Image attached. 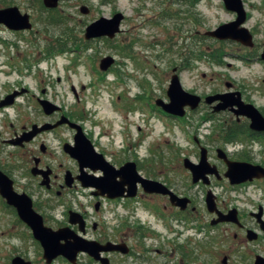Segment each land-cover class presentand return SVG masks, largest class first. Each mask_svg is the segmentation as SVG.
<instances>
[{
  "label": "rangeland",
  "instance_id": "374dc122",
  "mask_svg": "<svg viewBox=\"0 0 264 264\" xmlns=\"http://www.w3.org/2000/svg\"><path fill=\"white\" fill-rule=\"evenodd\" d=\"M244 3L248 13L245 26L255 34L258 46L263 47L264 0H244ZM83 5L90 9L89 14L81 13ZM116 12H122L127 21L123 22L122 33L114 41L104 38L85 40V29L89 24L101 17L111 18ZM60 18L65 20L61 24L60 36L68 28L78 44L69 45L68 51L71 52L57 53L60 56L57 59L37 64V57L44 55L46 48L49 54L57 51V46L53 50L52 42L50 44L51 35H48V41L40 37L38 45L33 43V38L28 44L17 42L13 47L0 46V62H14L13 66L0 68V77H21L25 83L30 79L23 77L22 73H30L37 80L43 76L47 79L60 77L62 82L58 91L65 107L87 113L103 144L113 145L116 155L123 160L138 157L142 173H157L155 162L169 158L175 162L171 172L176 180L188 183L183 160L199 161L195 138L204 142L210 132L215 136L219 128L217 120L205 123L206 105L196 111L188 109L181 119L165 115L157 106L159 99L169 102L167 91L175 68H178L181 84L188 92L206 97L239 91L246 102L264 110L261 51L254 54L250 48L237 42L219 41L205 35L207 31L235 21L236 14L225 8L223 0H71L60 4ZM3 37L14 38L8 34ZM76 48L83 50L75 51ZM17 53L27 55L28 64L22 63ZM106 56H113L118 62L114 65L115 72L110 74L109 70L100 69L101 60ZM73 88L80 96L79 103ZM219 116L230 120L226 114L220 113ZM219 130L222 137L223 127ZM123 133L129 137L128 145ZM220 146L223 148L224 145L221 143ZM242 148L251 150L247 155L254 163L262 162L263 144L248 142L245 147L240 145ZM216 165L226 172V166L217 157ZM191 193L197 210L188 219L176 221L174 225L182 233L178 242L195 247V241L200 240L197 228L202 221L204 193L195 187ZM216 194L220 204L226 206L245 207L248 201L264 205V184L232 187L229 180L224 179L218 182ZM79 199L91 216L93 207L89 196ZM156 211L152 205L150 208L141 206L137 215L147 225L160 227L166 232ZM111 219L108 220L107 212L104 220ZM118 224L115 219L113 226ZM234 231L229 226L221 227L220 233L230 237L221 238L216 254L218 264L225 256H229L230 264H250L252 253L264 257V240L258 243L235 242ZM17 255L26 257L32 264H46L39 243L30 237L24 226L15 222L10 211L0 210V264H11ZM53 264L70 263L66 259H57ZM80 264L94 262L82 257Z\"/></svg>",
  "mask_w": 264,
  "mask_h": 264
},
{
  "label": "flooded vegetation",
  "instance_id": "af4514ba",
  "mask_svg": "<svg viewBox=\"0 0 264 264\" xmlns=\"http://www.w3.org/2000/svg\"><path fill=\"white\" fill-rule=\"evenodd\" d=\"M63 3L65 2L59 3L54 9H49L45 6L44 0H0V10L17 7L22 14L30 16V22L33 25L31 30L20 31L0 25V46L13 47L17 42L28 44L32 43L33 38L35 39L33 43L38 45L41 41L40 37H45L46 41H48V35L57 34L59 37L60 4ZM49 15H57L56 24L52 22V25H49ZM124 21H127L126 17ZM251 33L254 36V46L250 48V52L258 54V51H261V58L264 46H258L255 34ZM4 34L12 35L14 38L10 40L3 37ZM56 46L53 45V50ZM82 50L75 49L80 52ZM60 52L58 49L49 54L46 48V53L39 55L36 63L52 58L57 59L60 57ZM17 56L22 63L28 64L27 55L17 53ZM117 63L116 60L114 65ZM13 64V61H3L0 62V68L13 66ZM114 69L115 66L110 68L108 74L115 72ZM21 75L29 78L30 82L25 83L21 77L20 79L11 76H5L4 79L0 77V171L12 182L13 189L18 195L27 196L31 200L34 211L42 216L46 227L53 230L69 227L87 240L96 241L101 245L113 243L125 244L128 247L127 254L102 253V258L108 259L107 264H218L216 254L219 252L221 238L230 237L226 233H220L223 226L236 230L232 235L235 242L258 243L264 240V205L262 203L248 201L245 207L226 206L220 204L216 194L218 182L224 179L228 181L225 177L226 172L216 165L217 157L227 169L226 162L219 157L220 149L224 151L228 160L249 162L264 167V158L261 163H254L247 155L251 150L240 149V145L245 147L248 142H259L264 145V131L252 130L249 118L237 117L231 110L222 111L223 113L216 112L215 104H202L206 105L205 123L217 120L216 126L219 128L215 136L210 132L204 142L196 137L195 143L200 154L202 148L207 150L208 160L212 165L210 169L214 171L206 174L205 180L194 183L192 173L185 168L188 183L184 184L178 182L171 172L175 162L169 158H160L155 162L157 173H142L138 157L123 160L116 155L113 145H104L93 129L92 121L87 113L65 107L58 91L62 82L60 77L47 79L43 76L37 80L30 73ZM72 90L79 103L81 101L79 94L74 88ZM45 102L48 103L47 107ZM159 111L162 112L160 109ZM260 111L264 115V110L260 109ZM163 113L166 115L165 112ZM220 113L228 115L230 120L220 118ZM221 122L223 123L220 126ZM220 127L224 130L222 137ZM123 135L128 145L129 137L127 133ZM221 143L224 145L223 148L220 146ZM103 159L115 169L114 173ZM193 162L199 163V161ZM128 163L136 164L141 178L159 183L179 198L186 199L184 205L173 203L170 194L149 193L141 181L129 180L127 176L117 174L116 171L121 170ZM88 183L91 186L87 187ZM260 184H264V178L238 185L230 183L232 187ZM193 187L204 193V204L201 205L203 207L202 221L197 228L200 240L195 241V247L178 242L182 233L178 232L174 225L176 221L188 219L191 213L197 210L191 193ZM81 196H89V203L93 207L91 216L81 203L79 199ZM209 196L213 204L211 206L207 202ZM21 201L25 203V200ZM151 205L157 210L156 215L161 216V223L166 232L160 227L147 225L138 217L139 207L150 208ZM0 210L10 211L15 222L24 226L30 237L34 238L31 228L20 219L17 208L8 204L1 193ZM233 210L237 211L238 222H217ZM73 212L83 216L86 222L84 232L81 231L79 224L71 223ZM107 212L108 220L112 217L111 221L104 220ZM118 215L121 216L117 217ZM115 219L119 224L113 226ZM249 236H253L254 239H250ZM40 248L43 253L41 245ZM252 255L250 264H254L256 257L261 256L258 253H252ZM17 256L28 260L22 255ZM82 257H86L94 264H103L84 252L78 255L76 264H80ZM224 259H226L225 262ZM230 263L229 256H225L221 261V264Z\"/></svg>",
  "mask_w": 264,
  "mask_h": 264
},
{
  "label": "water",
  "instance_id": "95a60500",
  "mask_svg": "<svg viewBox=\"0 0 264 264\" xmlns=\"http://www.w3.org/2000/svg\"><path fill=\"white\" fill-rule=\"evenodd\" d=\"M67 1L70 0H44V4L47 8L54 9L59 3ZM223 3L228 11L236 14L235 21L222 24L215 30L207 31L205 35L216 40L232 41L246 47H253L254 36L245 26L248 20V14L244 1L223 0ZM80 11L84 15L90 13V9L85 5L81 6ZM124 20L125 16L121 12L114 14L111 18L101 17L86 27L85 39L87 41L99 38L113 40L122 32L121 27ZM0 25H6L9 29L17 31L31 30L33 28V25L30 22V16L28 14H22L17 7L0 10ZM261 59L264 61V53L261 55ZM114 63L115 58L113 56H106L101 60L100 69L102 71H108ZM174 72L167 91L169 103H166L161 99L157 100V106L161 107L167 114L183 118L187 114V109L195 111L202 103L208 105L215 104L214 110L216 112L231 110L237 117L244 116L249 118L252 130L257 132L264 131V115L254 104L246 103L239 91L217 93L203 99L197 94L186 91L181 84L177 69H174ZM228 88H230L229 85ZM44 104L45 107H47L48 103L45 102ZM219 154V157L227 164L225 177L232 185L264 178V167L261 165L228 160L226 154L221 149ZM104 162L107 166L113 169L114 173L115 169L105 160ZM184 167L192 173L194 183L205 180L206 174L213 173L214 171L213 169H210L212 165L208 160L207 150L205 148L201 149V156L198 164L192 162L189 158H185ZM116 172L117 174L127 176L129 180L134 179L135 181H141L149 193L170 194L171 200L173 203H176V205H184L185 203L186 199L179 198L159 183L141 178L138 175V169L135 163H128L123 166L121 170ZM216 173H218L217 170ZM86 186L89 187L91 184L88 183ZM0 193L5 199H7L8 204L17 208L20 219L31 228L35 240L40 243L43 249V259L46 264H52L59 257H64L71 264H76L78 261V255L82 252L89 254L103 264H107L108 259L102 258V253L120 252L122 254H127L129 252L128 247L125 244L108 243L106 245H101L96 241L87 240L69 227L59 230H53L52 228L46 227L42 216L34 211L31 200L27 196L18 195L13 189L12 182L1 171ZM21 200H25V203ZM207 202L209 206L213 205L210 196L208 197ZM70 220L74 225L79 224L82 232L85 231L86 222L81 214L76 212L71 213ZM225 221L238 222L237 211H231L229 215L217 222ZM249 238L254 239L253 236H249ZM225 261L226 259H224V262ZM12 264H32V262L25 260L21 256H16L12 259ZM254 264H264V257L257 256Z\"/></svg>",
  "mask_w": 264,
  "mask_h": 264
},
{
  "label": "trees",
  "instance_id": "16d2710c",
  "mask_svg": "<svg viewBox=\"0 0 264 264\" xmlns=\"http://www.w3.org/2000/svg\"><path fill=\"white\" fill-rule=\"evenodd\" d=\"M49 17H50V20H49V25H52L51 23L53 22V23H57V15H49ZM63 23H65V20H63L62 18H60V28H61V24H63ZM54 26V25H53ZM55 26H57V25H55ZM69 31H71V30H69L68 28H66L63 32H61L62 33V35L61 36H59L58 37V35L57 34H52L51 36H52V38L50 39V44H51V42H52V44L51 45H57V48L55 49V50H58V49H61L60 51L62 52V51H67L68 49H70L69 48V45L70 44H75V45H78L77 44V42L73 39V37H72V32L70 33ZM60 38V39H59ZM61 41H63V42H61ZM49 44V45H50ZM48 45V46H49ZM60 45L62 46L61 48H60ZM213 56V55H212ZM202 57V56H201ZM214 58H216V56H213Z\"/></svg>",
  "mask_w": 264,
  "mask_h": 264
}]
</instances>
